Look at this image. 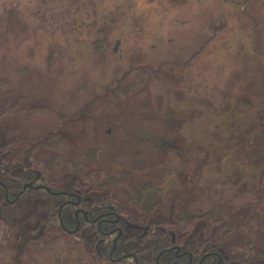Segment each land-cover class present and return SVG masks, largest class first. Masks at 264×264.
<instances>
[{"label": "rangeland", "instance_id": "obj_1", "mask_svg": "<svg viewBox=\"0 0 264 264\" xmlns=\"http://www.w3.org/2000/svg\"><path fill=\"white\" fill-rule=\"evenodd\" d=\"M0 158L144 227L145 264H264V0H0ZM19 206L0 264H115Z\"/></svg>", "mask_w": 264, "mask_h": 264}, {"label": "flooded vegetation", "instance_id": "obj_2", "mask_svg": "<svg viewBox=\"0 0 264 264\" xmlns=\"http://www.w3.org/2000/svg\"><path fill=\"white\" fill-rule=\"evenodd\" d=\"M24 205L28 209L27 213L30 218L36 216L39 207L42 206L47 209L52 207V213L55 214L59 227L64 234L72 236L79 234L91 245L92 242L96 241V248L103 241L98 239L99 235L103 237L114 236L108 259L115 264H123L122 262L127 259L133 260L131 264L146 263L145 256H141L140 253L142 249L137 254L136 249L128 243V235L125 236L127 228L131 229L137 226L141 233H145L144 227L127 221L113 209H98L97 200L88 197L80 190L69 192L63 187H51L42 171L34 170L32 166L28 167L22 161L19 165H15L11 161L0 158V221L10 226L18 224L19 217L17 214L6 216L4 210L11 207L18 208V206L22 208ZM45 220V218L42 219L44 222ZM72 221L75 225L70 228L71 225L68 224ZM175 242V240L171 242V247L167 251L172 252L176 259L187 258V264H205L209 257L216 258L217 264H233L224 260L216 252L207 253L197 260L193 252L184 250L181 245ZM164 253L166 252L160 251L150 264H162L161 262L165 261Z\"/></svg>", "mask_w": 264, "mask_h": 264}, {"label": "trees", "instance_id": "obj_3", "mask_svg": "<svg viewBox=\"0 0 264 264\" xmlns=\"http://www.w3.org/2000/svg\"><path fill=\"white\" fill-rule=\"evenodd\" d=\"M188 222H191V221H188ZM162 243L164 244H157V254L160 252V251H165L166 253H164V257L169 259L168 261H166V264H187V258H174L173 257V253L172 252H168L167 249H169L171 247V245L168 244L169 240L167 238H164V239H161ZM172 242V241H171ZM153 256V255H152ZM169 257V258H168ZM214 258V257H213ZM147 258L145 257V260ZM154 260V259H153ZM171 260V261H170ZM214 264H217V260L215 258L214 260Z\"/></svg>", "mask_w": 264, "mask_h": 264}, {"label": "water", "instance_id": "obj_4", "mask_svg": "<svg viewBox=\"0 0 264 264\" xmlns=\"http://www.w3.org/2000/svg\"><path fill=\"white\" fill-rule=\"evenodd\" d=\"M131 226H134V225H131ZM134 227H137V226H134ZM174 241V238L172 237V242Z\"/></svg>", "mask_w": 264, "mask_h": 264}, {"label": "bare ground", "instance_id": "obj_5", "mask_svg": "<svg viewBox=\"0 0 264 264\" xmlns=\"http://www.w3.org/2000/svg\"><path fill=\"white\" fill-rule=\"evenodd\" d=\"M239 34H240V33H239ZM238 36H240V35H238ZM238 36H237V37H238ZM237 39H238V38H237ZM240 39H241V36L239 37V39H238V40H240Z\"/></svg>", "mask_w": 264, "mask_h": 264}]
</instances>
